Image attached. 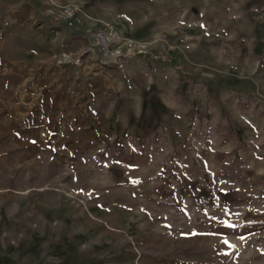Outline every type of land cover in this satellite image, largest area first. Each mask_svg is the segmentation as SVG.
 Wrapping results in <instances>:
<instances>
[{"label": "rangeland", "instance_id": "1", "mask_svg": "<svg viewBox=\"0 0 264 264\" xmlns=\"http://www.w3.org/2000/svg\"><path fill=\"white\" fill-rule=\"evenodd\" d=\"M0 264H264V0H0Z\"/></svg>", "mask_w": 264, "mask_h": 264}, {"label": "built area", "instance_id": "2", "mask_svg": "<svg viewBox=\"0 0 264 264\" xmlns=\"http://www.w3.org/2000/svg\"><path fill=\"white\" fill-rule=\"evenodd\" d=\"M66 18L80 23L79 8L68 7ZM94 23L92 27L84 31V34L89 44L98 49L102 62L122 67L128 56L144 54L145 49L142 42L127 34L124 29L118 28L112 22L96 21Z\"/></svg>", "mask_w": 264, "mask_h": 264}, {"label": "trees", "instance_id": "3", "mask_svg": "<svg viewBox=\"0 0 264 264\" xmlns=\"http://www.w3.org/2000/svg\"><path fill=\"white\" fill-rule=\"evenodd\" d=\"M113 23V22H112ZM118 28H122V29H124L125 30V32L127 33V34H129L130 36H132L133 38H136L135 36H134V34H132L131 32H129L127 29H125V28H123V27H121L120 25H118V24H115ZM137 39V38H136ZM142 56V55H141ZM140 55H138V56H134L133 58H137V57H141Z\"/></svg>", "mask_w": 264, "mask_h": 264}]
</instances>
